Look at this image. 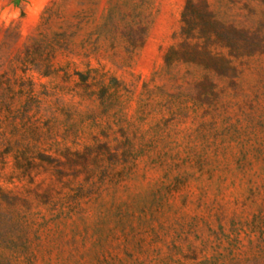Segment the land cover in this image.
Here are the masks:
<instances>
[{
  "label": "rangeland",
  "instance_id": "374dc122",
  "mask_svg": "<svg viewBox=\"0 0 264 264\" xmlns=\"http://www.w3.org/2000/svg\"><path fill=\"white\" fill-rule=\"evenodd\" d=\"M0 264H264V0H0Z\"/></svg>",
  "mask_w": 264,
  "mask_h": 264
}]
</instances>
